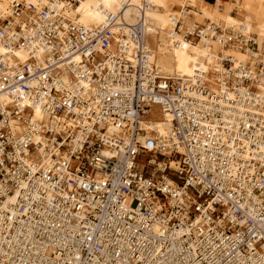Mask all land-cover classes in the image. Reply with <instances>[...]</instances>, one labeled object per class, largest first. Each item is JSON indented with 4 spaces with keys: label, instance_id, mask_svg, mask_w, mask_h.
I'll return each mask as SVG.
<instances>
[{
    "label": "built area",
    "instance_id": "built-area-1",
    "mask_svg": "<svg viewBox=\"0 0 264 264\" xmlns=\"http://www.w3.org/2000/svg\"><path fill=\"white\" fill-rule=\"evenodd\" d=\"M77 3L14 2L0 27V264H264V44L173 19L176 47L248 54L212 93L160 75L143 11L90 29ZM155 114L165 136L140 127Z\"/></svg>",
    "mask_w": 264,
    "mask_h": 264
},
{
    "label": "bare ground",
    "instance_id": "bare-ground-1",
    "mask_svg": "<svg viewBox=\"0 0 264 264\" xmlns=\"http://www.w3.org/2000/svg\"><path fill=\"white\" fill-rule=\"evenodd\" d=\"M32 3L38 10L46 4V0H0V27L5 21H10L11 6L14 2ZM74 9L67 13L76 23L90 29H101L105 26V18L113 14L117 22L124 21L134 24L140 11H143L146 22V36L152 50V59L162 76L179 78L185 82H195L197 71L205 73L212 93H218L217 82L222 81V58L232 57V70L247 62L249 56L232 47L224 48L212 42L191 45L186 48L174 46L171 30L175 21L183 25L215 24L225 29L240 31L244 37L255 36L259 49L264 44V0H77ZM149 4L148 8L143 3ZM126 4V6H123ZM60 4L59 7H62ZM234 13V14H233ZM8 50L0 42V56H5ZM16 57L18 63L28 59L23 49L11 53V61ZM258 94L264 102V79L258 84ZM194 95V94H191ZM202 99L204 96L200 94ZM229 97L232 98L230 95ZM4 102L8 99L2 98ZM261 104V103H260ZM263 104V103H262ZM257 115L264 116V104L255 110ZM43 115L39 109L34 110L33 120H40ZM155 119V120H153ZM167 119L162 116L143 119L140 127L144 131H155L159 136H165L168 130ZM166 155V153L164 154ZM174 168V162H171ZM171 183L173 181L170 180Z\"/></svg>",
    "mask_w": 264,
    "mask_h": 264
},
{
    "label": "rangeland",
    "instance_id": "rangeland-1",
    "mask_svg": "<svg viewBox=\"0 0 264 264\" xmlns=\"http://www.w3.org/2000/svg\"><path fill=\"white\" fill-rule=\"evenodd\" d=\"M209 2H213V0H208ZM159 115L158 114H155L153 117H150V118H155V117H158ZM155 120V119H153ZM149 157V155H143L142 157L139 158V163L141 164H144L145 163V160Z\"/></svg>",
    "mask_w": 264,
    "mask_h": 264
},
{
    "label": "crops",
    "instance_id": "crops-1",
    "mask_svg": "<svg viewBox=\"0 0 264 264\" xmlns=\"http://www.w3.org/2000/svg\"><path fill=\"white\" fill-rule=\"evenodd\" d=\"M207 2H209L208 0H206ZM210 3V2H209Z\"/></svg>",
    "mask_w": 264,
    "mask_h": 264
}]
</instances>
